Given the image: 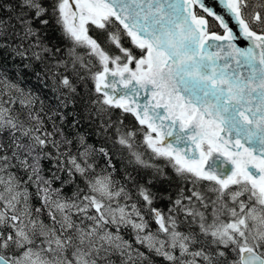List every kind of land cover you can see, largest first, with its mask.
Masks as SVG:
<instances>
[{"label":"snow or ice","instance_id":"snow-or-ice-1","mask_svg":"<svg viewBox=\"0 0 264 264\" xmlns=\"http://www.w3.org/2000/svg\"><path fill=\"white\" fill-rule=\"evenodd\" d=\"M217 2L224 14L208 0H0V49L22 59L32 51L40 60L34 48L52 53L57 89L75 101L76 82L86 85L82 118L96 135L111 139L114 128L113 143L128 150L130 163L151 167L138 151L136 132L124 129L131 115L142 145L191 184L181 187L167 212L145 186L137 185L140 200L128 203L131 192L117 188L111 173L89 176L96 154L114 170L105 147L80 136L72 155L64 117L58 125V113L45 114L49 131L43 104L36 110V98L0 79V264H113L114 255L120 264H154L151 255L164 264H264V0ZM52 20L68 42L67 59L55 57L60 47L40 40L35 25ZM213 21L222 34L213 31ZM89 25L106 32L118 51L90 36ZM12 39L21 43H5ZM240 40L247 46H238ZM45 159L69 178L81 176L86 188L65 196L52 186L55 173L43 175ZM155 174L164 175L160 168ZM122 229H130L140 247L124 239Z\"/></svg>","mask_w":264,"mask_h":264},{"label":"trees","instance_id":"trees-1","mask_svg":"<svg viewBox=\"0 0 264 264\" xmlns=\"http://www.w3.org/2000/svg\"><path fill=\"white\" fill-rule=\"evenodd\" d=\"M9 2H11V0H9ZM213 24L215 25L213 31L221 33V30L214 21ZM35 27L39 30L42 45L48 47L49 49L60 47L62 52L55 53V57L67 59L68 42L62 37L60 28L56 25L55 21L52 20L47 26H41L37 23ZM88 27L89 35L97 39L98 43L110 52L115 53L118 51L113 45H109L107 43L106 32L96 29L92 25H89ZM36 41V37L31 38V43H36ZM5 43H11L12 46L15 47V45L20 44L21 41L12 39L11 41H5ZM28 44L29 42L25 41L24 47H28ZM124 44L127 47H131L130 42H128L126 38L124 39ZM33 51H41L42 58L40 60L35 59L32 55V51H30L28 53V58L22 59L21 57L14 55L11 50L0 49V79H7L10 83L15 84L22 89L25 94H30L36 98L34 101L36 110H39L41 104H43L42 115H51L53 112L58 113V115L53 116V120L58 125L60 124L61 115L64 117V123L61 127L63 128L64 133L73 140V144L71 146L72 155L78 154L77 141L80 136L85 138L86 144L92 145L96 148L103 146L109 151L112 164L114 165V170L108 166V161L103 155L96 154L90 159V162L94 164V169L89 173L90 178L111 173L112 179L117 182V188L123 185L129 192H131L132 200L128 201V203L140 200L137 195V185L148 187L153 192L158 194L155 206L162 209L164 212H167L168 207L171 205V201H174L177 198L181 187L191 188V184H185L179 177H177L173 168L168 165L163 158H154L151 151L142 145L141 142L143 140V135L139 131L140 126L131 115H126L124 117V129L136 132L135 140L138 145V151L143 153L142 158L147 161L151 167H143L136 165L135 163H130L132 157L129 155L128 150L113 143L116 139L114 128L109 130V136L111 139L96 135L95 125L91 124L87 119L82 118L84 110L80 102V96L85 93L86 85L77 81V94L75 95V101L69 99L65 90L57 89L56 85H54L53 76L56 69L53 66L56 63V59L53 57V54L43 53L42 48H34ZM135 51L138 54V50ZM59 71L75 80L71 71L65 72L62 68ZM91 86V82L89 81L87 83V87L90 88ZM0 87L3 86L0 85ZM12 95L18 97L19 93L13 92ZM5 99H7V97H5ZM65 100H67L66 105L62 104V101ZM15 107L18 109L19 105L17 104ZM47 115H45L46 126L50 131L52 125L51 122L47 121ZM119 115V110H116L113 119ZM77 121H79V123H77ZM54 163L55 162L50 159H45L41 162L43 175L46 178L51 179L53 173L59 177V179L54 180L52 183L54 188L62 187L64 195L69 197L72 196V193L76 190L77 186L80 188H86L84 179L81 176L77 174L69 178L68 172L66 170L57 171V169L53 166ZM156 168L162 169L164 175L161 176L155 174ZM12 171L16 172L17 170L12 169ZM18 175H22V173H18ZM127 176H131L133 179L128 180L126 179ZM62 181H65V183L62 184ZM149 181H151V183H149ZM30 191L35 193V188H30ZM186 195H190V193L186 192ZM208 196L210 197V195ZM168 197L171 199H168ZM32 203L36 207H39L40 205V202L35 195L32 197ZM142 203L143 202L141 201V205ZM207 213L209 214L210 219L211 207L207 209ZM43 219L47 222L48 218L46 214L43 216ZM181 219H183V216H181ZM151 227L155 230L156 225L152 223ZM113 230L115 231V229ZM180 230L187 231L185 227H181ZM121 234L124 239L132 242L134 246L140 247L139 245H135L130 229H122ZM140 250L146 252V249L141 248ZM111 259L113 264H120V257L118 255L112 256ZM151 259L154 264H164L160 257L151 255Z\"/></svg>","mask_w":264,"mask_h":264},{"label":"water","instance_id":"water-1","mask_svg":"<svg viewBox=\"0 0 264 264\" xmlns=\"http://www.w3.org/2000/svg\"><path fill=\"white\" fill-rule=\"evenodd\" d=\"M208 3H209L211 6H213V7L215 8L216 11L221 12V14H224V13H223V10H222V6H220V5L218 4L217 0H208ZM208 18L211 19V17H208ZM228 20H229V25H230V27H232L233 29H236V25H235L233 22H231V19L228 18ZM217 25H218V24H217ZM218 27H219V25H218ZM219 28H220V27H219ZM220 29H221V28H220ZM221 30H222V33H223V29H221ZM237 43H238V46H241V47L247 46L246 43H245L243 40H240V41H238ZM215 155H216V154H215ZM221 158H222V157H221ZM211 159H212V157H211L209 160H207V161L205 162V167H207V164L211 162ZM228 167H231V165H228Z\"/></svg>","mask_w":264,"mask_h":264},{"label":"rangeland","instance_id":"rangeland-1","mask_svg":"<svg viewBox=\"0 0 264 264\" xmlns=\"http://www.w3.org/2000/svg\"><path fill=\"white\" fill-rule=\"evenodd\" d=\"M215 154V153H214ZM211 156H209L208 158H210ZM207 195H210V197L211 198H214V194H212V193H208ZM121 203H123V201H121ZM185 203H187V202H185ZM114 229V228H113ZM113 229H111L112 231H114Z\"/></svg>","mask_w":264,"mask_h":264}]
</instances>
